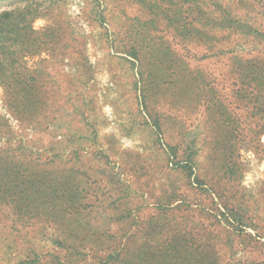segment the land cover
Returning <instances> with one entry per match:
<instances>
[{
    "label": "rangeland",
    "instance_id": "obj_1",
    "mask_svg": "<svg viewBox=\"0 0 264 264\" xmlns=\"http://www.w3.org/2000/svg\"><path fill=\"white\" fill-rule=\"evenodd\" d=\"M18 7L56 39L22 57L42 70L29 121L0 85L16 135L0 153V264H104L119 248L116 264L264 259L246 237L264 242V132L217 55L264 53V0H0V15Z\"/></svg>",
    "mask_w": 264,
    "mask_h": 264
},
{
    "label": "trees",
    "instance_id": "obj_2",
    "mask_svg": "<svg viewBox=\"0 0 264 264\" xmlns=\"http://www.w3.org/2000/svg\"><path fill=\"white\" fill-rule=\"evenodd\" d=\"M32 9L31 7L29 10L26 7H18L16 10L4 12L0 15V85L4 87L6 97L10 100L9 102L13 103L11 105L12 108L17 110V118L19 119L20 117L24 121H29L28 114L33 115L39 111L42 108L43 102L38 91L42 70L37 69V67L32 69L27 64V60L23 58L32 56L42 47L43 37L56 39L52 31H49L50 36H48L47 32L34 28L33 22L43 14L42 11L34 13ZM222 12L223 19H226V17L228 19L236 17L233 11H230L227 7ZM238 51L241 50H226V48H222L217 55L229 56L230 60L236 64V75L239 81L236 95L243 96L250 103L251 114L259 120L260 123L258 125L261 126L264 132V53L253 54L252 51ZM198 76L203 77L200 74H194L190 77V80L198 84ZM217 116L219 123H224L220 126V129L226 133V137L235 136V134L239 133V130L236 129L238 125L230 126V124L226 123L230 117L225 109H220L217 112ZM15 138L16 135L9 127V119L1 115L0 153L6 151L1 149L3 145L2 141L5 140L7 141L6 143H11ZM232 139L235 138L229 137V140ZM172 149L176 150L173 147ZM178 163L183 165L182 162ZM194 163V159L187 160L185 167L193 168ZM196 181L203 182L197 175ZM223 207L228 209V206L225 204ZM243 225L245 226L244 223H240L241 227ZM246 237L253 248L264 247V242L260 241L259 236ZM121 259L122 253L120 248L102 258L104 264H116ZM215 262L216 260L212 261L213 264ZM248 264H264V259L250 260Z\"/></svg>",
    "mask_w": 264,
    "mask_h": 264
}]
</instances>
